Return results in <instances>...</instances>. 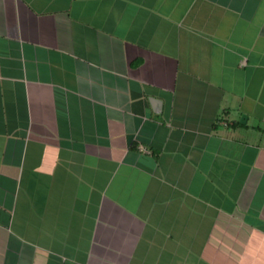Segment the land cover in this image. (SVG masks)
<instances>
[{
  "label": "crops",
  "instance_id": "1",
  "mask_svg": "<svg viewBox=\"0 0 264 264\" xmlns=\"http://www.w3.org/2000/svg\"><path fill=\"white\" fill-rule=\"evenodd\" d=\"M0 264H264V0H0Z\"/></svg>",
  "mask_w": 264,
  "mask_h": 264
},
{
  "label": "built area",
  "instance_id": "2",
  "mask_svg": "<svg viewBox=\"0 0 264 264\" xmlns=\"http://www.w3.org/2000/svg\"><path fill=\"white\" fill-rule=\"evenodd\" d=\"M224 124L226 125V123H224ZM139 150L141 152L149 153V151L146 148H144L143 146H141V145H139Z\"/></svg>",
  "mask_w": 264,
  "mask_h": 264
},
{
  "label": "water",
  "instance_id": "3",
  "mask_svg": "<svg viewBox=\"0 0 264 264\" xmlns=\"http://www.w3.org/2000/svg\"><path fill=\"white\" fill-rule=\"evenodd\" d=\"M152 103H154L155 105H158L157 100L155 99L152 100Z\"/></svg>",
  "mask_w": 264,
  "mask_h": 264
}]
</instances>
